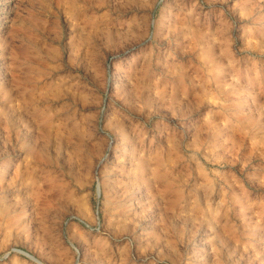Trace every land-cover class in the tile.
I'll return each mask as SVG.
<instances>
[{
  "label": "rangeland",
  "instance_id": "obj_1",
  "mask_svg": "<svg viewBox=\"0 0 264 264\" xmlns=\"http://www.w3.org/2000/svg\"><path fill=\"white\" fill-rule=\"evenodd\" d=\"M0 264H264V0H0Z\"/></svg>",
  "mask_w": 264,
  "mask_h": 264
}]
</instances>
